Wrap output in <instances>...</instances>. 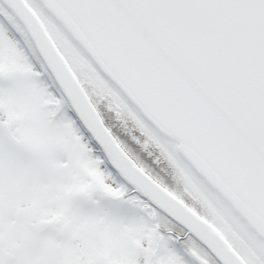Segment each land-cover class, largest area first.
<instances>
[{
  "label": "snow or ice",
  "instance_id": "6c2138e0",
  "mask_svg": "<svg viewBox=\"0 0 264 264\" xmlns=\"http://www.w3.org/2000/svg\"><path fill=\"white\" fill-rule=\"evenodd\" d=\"M0 264H264V0H0Z\"/></svg>",
  "mask_w": 264,
  "mask_h": 264
}]
</instances>
